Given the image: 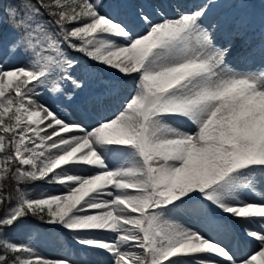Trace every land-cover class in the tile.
<instances>
[{"label": "snow or ice", "instance_id": "obj_1", "mask_svg": "<svg viewBox=\"0 0 264 264\" xmlns=\"http://www.w3.org/2000/svg\"><path fill=\"white\" fill-rule=\"evenodd\" d=\"M252 10L0 0V264H264Z\"/></svg>", "mask_w": 264, "mask_h": 264}, {"label": "rangeland", "instance_id": "obj_2", "mask_svg": "<svg viewBox=\"0 0 264 264\" xmlns=\"http://www.w3.org/2000/svg\"><path fill=\"white\" fill-rule=\"evenodd\" d=\"M252 4H253V12H254V15L252 16V21L254 20L255 21H259L258 25H259V29H260V12L262 9H264V4H261V0H252ZM261 31V29H260ZM45 191H53V192H59V188H48L46 189ZM248 199H253L252 197H247ZM188 226H192L190 223L188 224ZM10 236L13 238V239H16V240H21L22 237L21 236H17L15 234H12L10 233ZM45 254H50V255H55L56 253L55 252H52L50 249L48 248H43L42 249Z\"/></svg>", "mask_w": 264, "mask_h": 264}, {"label": "bare ground", "instance_id": "obj_3", "mask_svg": "<svg viewBox=\"0 0 264 264\" xmlns=\"http://www.w3.org/2000/svg\"><path fill=\"white\" fill-rule=\"evenodd\" d=\"M253 22H254V20H253ZM258 23H259L258 20L255 21V24L252 27V31L249 32V38L251 39L253 44H258L260 42V39H261ZM241 43H242V41H237L238 45L241 44ZM229 60L234 64V66L242 67V65L237 64V62L235 60H233L232 57H229ZM256 62H257V64L260 63L259 55L257 56V61ZM81 259H83V258H81Z\"/></svg>", "mask_w": 264, "mask_h": 264}, {"label": "trees", "instance_id": "obj_4", "mask_svg": "<svg viewBox=\"0 0 264 264\" xmlns=\"http://www.w3.org/2000/svg\"><path fill=\"white\" fill-rule=\"evenodd\" d=\"M39 187H41V188H44V190H46V189H47V187H45V186H42V185H41V186H39Z\"/></svg>", "mask_w": 264, "mask_h": 264}]
</instances>
